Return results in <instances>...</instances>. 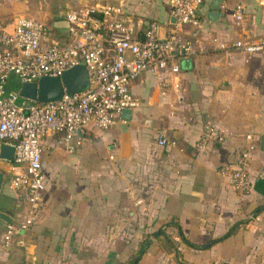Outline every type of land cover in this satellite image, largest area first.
<instances>
[{
    "label": "crops",
    "instance_id": "0c3cea01",
    "mask_svg": "<svg viewBox=\"0 0 264 264\" xmlns=\"http://www.w3.org/2000/svg\"><path fill=\"white\" fill-rule=\"evenodd\" d=\"M215 1L202 0L199 25L189 27L195 52L175 76L178 88L162 89L152 74L141 72L129 84L139 104L128 116L120 114L103 130L86 128L71 151L55 136L44 140L45 187L24 246L2 242L23 198L1 183L0 264H123L143 237L148 243L136 264H264V207L254 211L264 205V48L245 54L215 43L264 35V0H217L212 8ZM237 3L239 21L231 15ZM127 5L157 20L159 33L170 21L167 0ZM19 12V0H0V25L10 28ZM50 22V37L64 33ZM209 123L224 130V140L196 148ZM246 133L254 143L250 187L238 195L219 168L234 160ZM158 134L174 144H157ZM181 234L194 243L220 238L195 248Z\"/></svg>",
    "mask_w": 264,
    "mask_h": 264
},
{
    "label": "built area",
    "instance_id": "2783aa9c",
    "mask_svg": "<svg viewBox=\"0 0 264 264\" xmlns=\"http://www.w3.org/2000/svg\"><path fill=\"white\" fill-rule=\"evenodd\" d=\"M128 1L91 0L69 7L63 15L68 23L64 33L52 37L48 26L24 14H18L10 28L0 25V149L11 147L10 158L0 154L1 183L8 176V187L23 198L19 218L4 226V245L24 246V232L39 214L45 187L41 152L47 137L55 136L71 151L81 143L86 128L103 130L114 124L122 109L139 104L129 84L141 72L152 74L162 89L178 88L179 59L195 52L188 30L199 25L197 9L202 0H167L174 22L167 20L162 33L157 20L129 11ZM231 15L235 21L242 18L240 3ZM215 43L218 48L251 54L264 48V35ZM77 63L86 69L83 88L68 92L62 86L57 99L43 102L18 95L22 82L59 76ZM11 75L18 82L16 88L5 87ZM181 98L177 92V101ZM225 135L222 128L206 124L194 146L220 143ZM245 138L234 160L219 168L238 195L250 187L247 167L254 143L250 133ZM155 141L162 146L174 144L163 134L156 135Z\"/></svg>",
    "mask_w": 264,
    "mask_h": 264
},
{
    "label": "water",
    "instance_id": "95a60500",
    "mask_svg": "<svg viewBox=\"0 0 264 264\" xmlns=\"http://www.w3.org/2000/svg\"><path fill=\"white\" fill-rule=\"evenodd\" d=\"M217 1V0H216ZM211 5L212 8L217 6V2ZM214 10H210L209 14L213 13ZM170 21L174 22V18L170 16ZM68 23L64 18H58L50 22V28H65ZM190 57L180 58L179 67L182 64L190 61ZM86 84V69L82 63L74 64L73 66L63 70L59 76L42 75L34 82H22L18 88V95L28 99H35L43 102L48 100L57 99L62 91V86L68 92H72L81 89ZM130 112L129 108L121 110L122 116H128ZM260 146L264 147V136L260 137ZM0 154L10 158L11 147L2 145ZM1 172H0V185H1Z\"/></svg>",
    "mask_w": 264,
    "mask_h": 264
},
{
    "label": "rangeland",
    "instance_id": "374dc122",
    "mask_svg": "<svg viewBox=\"0 0 264 264\" xmlns=\"http://www.w3.org/2000/svg\"><path fill=\"white\" fill-rule=\"evenodd\" d=\"M73 3V0H19V13L49 26L50 20L60 18L68 6H74ZM6 180L8 176L5 177V182ZM1 195L2 190L0 189Z\"/></svg>",
    "mask_w": 264,
    "mask_h": 264
},
{
    "label": "trees",
    "instance_id": "16d2710c",
    "mask_svg": "<svg viewBox=\"0 0 264 264\" xmlns=\"http://www.w3.org/2000/svg\"><path fill=\"white\" fill-rule=\"evenodd\" d=\"M18 85V82L16 81V79L14 78L13 75L9 76L6 84H5V87L6 88H16ZM262 207H264V205L262 206H258L254 209V211H258L259 209H261ZM236 225V223L232 224L229 229L220 237H223L225 235H227L231 230L232 228ZM181 237L182 239L184 240V242L191 246V247H195V248H204V247H208L209 245H211L213 242L217 241L220 237H217V238H210L208 239L206 242L204 243H194V242H191L189 240H187L186 238H184V236H182L181 234ZM147 239L145 237H143L141 239V241L139 242L138 244V247L136 248V250L132 253L131 257L129 259H127L123 264H136L137 260L139 259V257L142 255V253L145 251L146 249V246H147Z\"/></svg>",
    "mask_w": 264,
    "mask_h": 264
}]
</instances>
